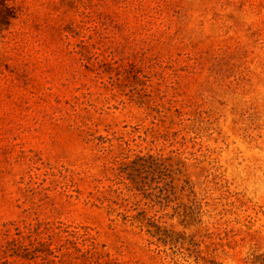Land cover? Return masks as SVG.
Masks as SVG:
<instances>
[{"label":"rangeland","instance_id":"obj_1","mask_svg":"<svg viewBox=\"0 0 264 264\" xmlns=\"http://www.w3.org/2000/svg\"><path fill=\"white\" fill-rule=\"evenodd\" d=\"M0 264H264V0H11Z\"/></svg>","mask_w":264,"mask_h":264},{"label":"trees","instance_id":"obj_2","mask_svg":"<svg viewBox=\"0 0 264 264\" xmlns=\"http://www.w3.org/2000/svg\"><path fill=\"white\" fill-rule=\"evenodd\" d=\"M11 0H0V27H8L12 19L15 17V11L10 6Z\"/></svg>","mask_w":264,"mask_h":264}]
</instances>
